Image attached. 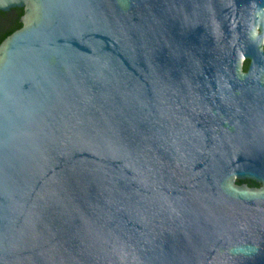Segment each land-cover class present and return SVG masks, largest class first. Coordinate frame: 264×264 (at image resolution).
<instances>
[{"label":"water","instance_id":"95a60500","mask_svg":"<svg viewBox=\"0 0 264 264\" xmlns=\"http://www.w3.org/2000/svg\"><path fill=\"white\" fill-rule=\"evenodd\" d=\"M0 264H264V0H0Z\"/></svg>","mask_w":264,"mask_h":264},{"label":"flooded vegetation","instance_id":"af4514ba","mask_svg":"<svg viewBox=\"0 0 264 264\" xmlns=\"http://www.w3.org/2000/svg\"><path fill=\"white\" fill-rule=\"evenodd\" d=\"M24 14V6H11L4 11L0 9V45L7 37L23 27V22L19 20Z\"/></svg>","mask_w":264,"mask_h":264}]
</instances>
